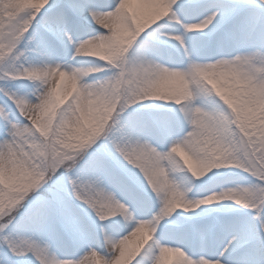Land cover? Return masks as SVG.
<instances>
[{
  "label": "snow or ice",
  "instance_id": "snow-or-ice-1",
  "mask_svg": "<svg viewBox=\"0 0 264 264\" xmlns=\"http://www.w3.org/2000/svg\"><path fill=\"white\" fill-rule=\"evenodd\" d=\"M0 264H264V0H0Z\"/></svg>",
  "mask_w": 264,
  "mask_h": 264
}]
</instances>
